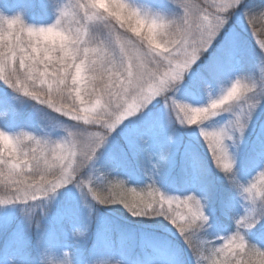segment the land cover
I'll return each instance as SVG.
<instances>
[{"label": "snow or ice", "instance_id": "6c2138e0", "mask_svg": "<svg viewBox=\"0 0 264 264\" xmlns=\"http://www.w3.org/2000/svg\"><path fill=\"white\" fill-rule=\"evenodd\" d=\"M86 3L80 0L75 8L71 2L66 5L55 27L70 13L82 17V40L101 62L103 73L101 86L92 88L96 93L92 99L86 94L93 84L87 60L68 61L65 54L57 55L31 39L54 29L30 28L13 18L6 21L8 31L0 35V82L43 106L38 111L44 122L39 134L28 136L33 149L27 153L0 128V136L12 143L14 152L0 153V188L6 192L0 207L22 205L27 224L39 233L58 192L72 186L88 221L73 230L77 245L86 240L95 222L104 242L131 248L136 233L100 215V209L117 206L138 222L170 226L197 258L195 264H256L264 257V248L250 243L248 236L264 224V197H247L257 190L252 182L257 173L264 181V127L251 145L248 133L258 110H264V39L256 28L264 22V4L256 9L246 0H176L178 11L171 13L173 38L150 42L125 23V14L148 20V14L129 0H117L120 13L110 14L104 22L87 18ZM237 16L251 38L256 37L258 78L249 71L240 35L230 25ZM216 89L219 93L213 95ZM64 90L69 100L57 104L54 97ZM205 95L206 102L200 103ZM161 104L163 108L157 110ZM18 111L17 106L0 102L6 119ZM217 117L226 119L221 123ZM57 131L64 135L53 139ZM113 133H118L119 141L101 163V150L115 139ZM194 140L203 141L204 158ZM178 160L179 184L172 183L180 194L168 195L157 186L158 180L175 169ZM137 166L148 180L140 188L129 186ZM213 169L243 201V214L232 215L233 201H222L220 206L235 230L210 239L209 209L217 202L209 179ZM121 173L129 179L119 178ZM73 199L70 195L61 220L78 214ZM153 246L162 254L139 264H179L178 256L163 242ZM49 253L43 248L39 264ZM70 264L88 261L71 257Z\"/></svg>", "mask_w": 264, "mask_h": 264}, {"label": "rangeland", "instance_id": "374dc122", "mask_svg": "<svg viewBox=\"0 0 264 264\" xmlns=\"http://www.w3.org/2000/svg\"><path fill=\"white\" fill-rule=\"evenodd\" d=\"M67 2V0H65ZM130 3L136 4L139 7L141 4L151 6L153 9H161L165 12L171 14L178 11V9H171L166 4L162 5L160 1L157 3L149 2V0H129ZM202 2V0H201ZM166 3V2H165ZM0 15H4L8 18H13L16 15H20L24 22L27 25L34 27H42L51 25L56 16L54 12L53 5L50 3V0H0ZM230 25L233 30H235L241 38V41L244 45V48L247 53L246 65L249 71L254 72L256 77H259V59L254 57L255 55V46L254 41L256 37L251 38L250 31L245 26L242 17H234L230 21ZM258 47V45H257ZM4 85V84H3ZM6 91L11 97H15V94L10 88L6 85ZM219 89H216L212 92L213 95H217ZM20 98L18 100H22ZM27 99V98H24ZM207 100V95L201 98L200 103H204ZM151 107V106H149ZM163 108V105H158V109ZM259 114L256 118L255 123L251 126V131L248 133V144L251 145L255 142L257 133L264 127V110H258ZM35 117H40L39 114H36ZM226 117H217L216 120L223 123ZM0 128L5 130L8 133H14L18 130H26L33 132L34 134H39L41 127L32 125L29 121L26 120H16L14 117L5 118L3 113H0ZM62 135V132L53 133V139H59ZM198 136V133L196 134ZM189 139L188 136H185V140ZM197 151L206 156V149L203 147V141L199 142L193 141ZM108 146V145H107ZM108 150V149H106ZM110 151V150H109ZM101 150L100 161L103 163L107 152L102 153ZM202 157V158H203ZM215 171L212 170L211 174ZM125 179H129L126 175L121 173ZM212 176V175H210ZM248 179L251 176L247 177ZM255 176L252 178L254 179ZM141 180H147V177L143 174V170L140 166L136 167L134 174L129 179V182H136ZM179 160L178 165L175 169L167 170L164 175L158 180V187L161 188V191L165 192L168 195H179V191L176 190V187L173 186V181L179 184ZM148 181V180H147ZM69 187V186H68ZM78 193L74 191L73 188L63 189L56 195L52 204L49 206L58 207L61 205L60 202H69L70 195L74 198ZM74 200V199H73ZM73 200L71 202H73ZM231 200L233 201V211L232 215H242L243 214V201L238 197H235L234 194H231ZM18 213L20 216V222L14 232L7 234V237H0V264H39L41 252L43 248L47 247L50 249L51 253H54L59 257L63 251L67 250L71 257L77 262L80 260H87L88 264H91L94 260L102 259H120L125 262V264H139L140 261L150 260L156 256L161 255L162 253L159 250H151V252L146 251H136L135 249L141 245V239H135L134 245L131 248H128L125 245L120 243H112L111 245L104 242L98 235L97 227L95 222L92 223V226L89 228L88 237L82 245H77V241L73 236V230L76 227H82L87 223V215L85 218L82 215L80 218L79 214L74 216L72 219H63L61 220L60 213L58 215H47V217L42 221L41 231L38 233L34 227H30L23 215V206L19 205ZM7 206L0 207L2 214H5ZM211 213L210 220L212 223V228L209 230V233L212 235L213 239L216 238V235L228 236L235 230V224L230 218L231 224L227 227H221L215 220V210L212 208L209 209ZM57 216V220L55 219ZM9 222H7V227ZM255 230V229H254ZM37 239H41V245L37 246ZM31 244V249L24 250L25 247ZM22 245L20 249L19 246ZM23 251V252H22Z\"/></svg>", "mask_w": 264, "mask_h": 264}, {"label": "clouds", "instance_id": "9594fccd", "mask_svg": "<svg viewBox=\"0 0 264 264\" xmlns=\"http://www.w3.org/2000/svg\"><path fill=\"white\" fill-rule=\"evenodd\" d=\"M72 3V6L75 8L80 0H50V3L53 5L55 12V20L49 26L34 27L27 25L20 15H16L13 18H19L23 25H26L30 28L36 29H54L53 31H47L42 34H36L31 39L40 43V45L46 50L53 51L57 55L61 53L65 54L66 59L71 61L73 58H83L88 61L87 67L91 72L90 79L93 81V84L87 89V97L92 99L95 97L96 93L92 90L93 86L99 88L102 84V67L101 62L95 57V54L92 53L85 45L82 40L81 35V16L76 13L68 14L59 27H55L60 21L61 10L66 7L69 3ZM169 4L175 6L176 0H168ZM136 6V4H134ZM87 9V18L104 22L110 14L120 13L121 9L117 3V0H87V3L84 5ZM139 8L148 14L147 21H140L136 18L127 17L125 14V23L129 28H135L140 35L148 40L155 41L157 38L161 42L171 40L175 34V18L161 9H153L151 6L141 4ZM4 15H0V35L8 31L6 21L9 19ZM156 19L157 23L153 24L150 21ZM162 25V26H161ZM261 34H264V22L260 23ZM23 79V77H21ZM15 94L16 99L23 98L20 96L19 91L15 88L11 89ZM54 99L57 104L67 103L69 100V93L67 90L62 91L61 93L55 95ZM8 136L15 138L16 147L19 148L21 152L27 153L31 152L33 149V144L29 141V135H35L34 133H29L26 130H18L14 133H7ZM13 152V145L3 136H0V153ZM14 154V152H13ZM260 173H257L253 179V183L257 184V190L252 195L248 196L247 199H254L257 195L259 197H264V181H259ZM6 192L3 188H0V198H4ZM264 204V200L261 201ZM227 243V241H225ZM197 258L194 257V261ZM247 259L251 262L252 257L247 256ZM71 255L65 250L62 254L57 257L54 253H49L47 256L41 257V264H70ZM91 264H125L123 260L120 259H102L94 260ZM202 264L204 262L202 261ZM256 264H264V257L256 261Z\"/></svg>", "mask_w": 264, "mask_h": 264}, {"label": "trees", "instance_id": "16d2710c", "mask_svg": "<svg viewBox=\"0 0 264 264\" xmlns=\"http://www.w3.org/2000/svg\"><path fill=\"white\" fill-rule=\"evenodd\" d=\"M160 1L162 5H168L169 8L175 9L176 7L172 4L168 3V0H149V2L157 3ZM166 2V3H165ZM247 6L250 8H259V5L264 4V0H246ZM177 9V8H176ZM257 32L260 34V38L264 39V34H261L260 31V23L258 22L256 25ZM0 102L15 105L18 107L19 111L16 112L14 115L10 116V118H15L16 120H26L29 121L32 125L39 126L42 128V124L44 122L41 121L40 117H35L36 114L40 112L38 109L43 108V106L36 104L34 101L28 99L18 100L15 97H11L8 92L6 91V87L0 82ZM52 115H55L53 113ZM66 119V118H62ZM73 123V122H69ZM59 132V131H58ZM113 139L105 149H103L102 153L111 151L114 144L119 141L118 133H113ZM108 149V150H106ZM203 157L202 154H200ZM204 158V157H203ZM212 176L209 177L211 182L215 185L216 192H217V202L213 205L212 209L215 210V220L221 227H227L231 224L230 216L225 215L222 208L221 202L225 200H231V194L228 190L227 182L223 179L222 175L214 171ZM119 178L125 179L122 174H119ZM148 181L147 180H139L136 182H129L130 187H144ZM159 184V182H158ZM68 188H72L69 186ZM62 203L58 207L51 206L48 215H58L63 212L66 206L70 203L69 202H60ZM73 206H79V217L85 218L87 215V210L83 209L82 206L79 205V198L78 194L74 198L73 202H71ZM19 205H7V210L5 214H2L0 211V237L4 238L7 237V234L14 232L16 230L18 223L20 222L19 216V209L17 208ZM77 214V215H78ZM100 215L107 220L111 221L114 224L122 225L130 229L132 232L136 233V239H141V245L137 247L135 250L138 251H146L151 252V250H159L160 249L154 247V243L156 242H163L167 248L171 249L177 256L179 260V264H195L194 257L192 256L190 250L187 246L183 243L182 239L169 227L162 226L155 222H138L131 216L127 214L122 208L117 206H113L112 208H102L100 209ZM59 216V215H58ZM57 216H55L56 221ZM7 222H9V226L7 227ZM146 234V235H145ZM208 238L213 239L212 235L209 233ZM248 240L250 243L255 244L257 247L264 248V224L259 225L255 230L251 232L248 236ZM115 244L118 242H114ZM31 244L28 247H25L24 250L31 249ZM22 248V245L19 246ZM23 252V251H22Z\"/></svg>", "mask_w": 264, "mask_h": 264}]
</instances>
